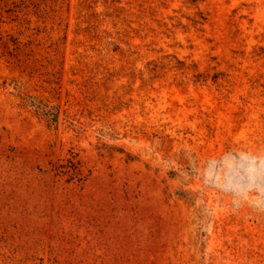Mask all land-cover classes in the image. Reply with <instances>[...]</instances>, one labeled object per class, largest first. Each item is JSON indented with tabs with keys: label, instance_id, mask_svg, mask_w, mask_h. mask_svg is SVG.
Listing matches in <instances>:
<instances>
[{
	"label": "rangeland",
	"instance_id": "374dc122",
	"mask_svg": "<svg viewBox=\"0 0 264 264\" xmlns=\"http://www.w3.org/2000/svg\"><path fill=\"white\" fill-rule=\"evenodd\" d=\"M0 264H264V0H0Z\"/></svg>",
	"mask_w": 264,
	"mask_h": 264
},
{
	"label": "trees",
	"instance_id": "16d2710c",
	"mask_svg": "<svg viewBox=\"0 0 264 264\" xmlns=\"http://www.w3.org/2000/svg\"><path fill=\"white\" fill-rule=\"evenodd\" d=\"M36 108V111L45 119L49 126L56 124L58 120L59 110H54L49 108V105L46 104L44 107L31 104Z\"/></svg>",
	"mask_w": 264,
	"mask_h": 264
}]
</instances>
